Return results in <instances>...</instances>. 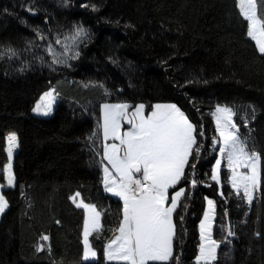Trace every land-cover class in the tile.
I'll return each mask as SVG.
<instances>
[{"label": "trees", "instance_id": "16d2710c", "mask_svg": "<svg viewBox=\"0 0 264 264\" xmlns=\"http://www.w3.org/2000/svg\"><path fill=\"white\" fill-rule=\"evenodd\" d=\"M255 2L264 20V0ZM247 33L237 0H0V183L8 205L0 264H126L104 251L123 213L102 182L100 105L116 102L143 103L147 113L173 103L195 129L184 175L169 189H184L172 213V256L147 264H195L206 197L215 201L212 264H264V54ZM48 88L57 95L52 115H32ZM220 105L233 110L239 137L259 155L251 202L225 173L221 193L211 180L212 112ZM8 133L17 137L12 187L3 178ZM75 193L100 212L88 261Z\"/></svg>", "mask_w": 264, "mask_h": 264}, {"label": "snow or ice", "instance_id": "6c2138e0", "mask_svg": "<svg viewBox=\"0 0 264 264\" xmlns=\"http://www.w3.org/2000/svg\"><path fill=\"white\" fill-rule=\"evenodd\" d=\"M241 13L248 22L247 35L252 38L261 54H264V20L258 19L255 0H240ZM83 30L77 31V35ZM59 43V41H57ZM52 93L47 92L41 97L46 103L38 104L34 111L45 115L51 111ZM104 136L110 135L120 140V145H105V159L115 169L119 182L107 167L104 168V184L106 190L120 196L124 202L123 219L118 228L119 235L106 246L105 255L108 261H124L126 264H147L148 261H167L172 256V237L174 225L172 213L184 189L175 192L171 197V204L166 206L167 190L176 185L184 175V166L188 162L189 154L195 144L194 126L175 104L154 106V111L145 118L141 115L144 105H138L134 115L140 117L139 123H132L129 132L118 134V118L124 114L128 105H103ZM217 130L221 137V152H228V159L237 162L241 158L248 161L245 167L250 174H240L233 177V187L243 188L244 195L249 202L252 200V190L258 184V161L256 153L250 156L239 146L236 125L231 122L232 111L229 108L217 107ZM214 113V115L216 114ZM7 152L11 161L13 149L17 147L15 133L7 137ZM123 151L120 157L117 153ZM213 169L212 179L216 180ZM7 183L12 185L14 177L11 173V163L5 166ZM134 173H142L143 179L134 177ZM195 184V181H193ZM79 196V193L76 194ZM75 199V198H74ZM212 205V201L208 202ZM7 201L0 195V213L7 208ZM90 210L92 215L86 217L84 223L85 259L95 257L91 250L88 237L92 231L98 230L100 213L93 206L78 204ZM200 254L196 257L197 264L205 261L211 264L216 258L218 244L210 238L211 225L208 214L201 222ZM229 235H232L229 232ZM43 239L47 240V237Z\"/></svg>", "mask_w": 264, "mask_h": 264}, {"label": "rangeland", "instance_id": "374dc122", "mask_svg": "<svg viewBox=\"0 0 264 264\" xmlns=\"http://www.w3.org/2000/svg\"><path fill=\"white\" fill-rule=\"evenodd\" d=\"M237 2H238V7H239V9H240V0H237ZM256 3V2H255ZM240 12H241V9H240ZM242 14V13H241ZM243 15V14H242ZM259 19V18H258ZM252 39V38H251ZM255 42V41H254ZM47 92H51L52 93V99H51V111L48 113V114H44L43 112H36V111H34V108L38 105V104H41V103H46L47 102V100H45V101H42L41 100V97H43L44 96V94L45 93H47ZM56 101H57V95L55 94V92H54V90H53V88H48L46 91H44L41 95H40V97H39V99L35 102V104H34V106H33V108H32V110H31V114L32 115H34V116H38V117H49V116H51L52 115V113H53V109H54V106H55V103H56ZM105 104H107V105H128V103H126V102H116V103H102L101 105H100V127H101V133H102V137H103V155H104V157H105V145H109V146H111V145H120V140H118V139H115L113 136H109L107 139H105V136H104V130H103V124H104V109H103V105H105ZM157 104H160V105H167V104H173V103H156V104H154L153 105V107H152V109L148 112V114L150 115L153 111H154V106L155 105H157ZM138 105H144L143 103H137L136 105H134L133 107H132V109H129L130 107H129V105H128V107L126 108V109H124L123 111H124V114H122L119 118H118V121H117V123H118V125H119V127H118V134L119 135H123V133H125V131L128 129L129 130V128H130V126L128 125L130 122L129 121H132V119H133V121L135 122L136 120L135 119H138L139 118V116H137V115H134L135 114V112H136V107L138 106ZM217 107L218 106H216L214 109H213V112H212V116H213V122H214V126H215V131H216V138H214V141H213V145L216 147V157H215V159H214V162H213V164H212V168H211V180L213 181V182H215L217 185H218V190H219V193H221L222 191H221V188H222V185H223V179H224V176H223V173H225L226 174V179H227V181H228V183L230 184V186L235 190V192L236 193H241L242 195H243V197L245 198V200L246 201H248V199L245 197V195H244V191H243V188H239V189H237V188H234L233 187V177L234 176H236V177H238L240 174H250V169L249 168H247V167H245V164L246 163H248V161H246V160H244L243 158H241L240 160H239V162H237L235 159H233V161L230 163L229 162V159H228V152L227 151H225V152H221V137H220V134H219V132H218V130H217V116H219V115H222V114H220V113H216V109H217ZM219 107H221V108H229V109H231L230 107H227V106H224V105H220ZM181 111V110H180ZM231 111H232V117H231V122L232 123H234L235 124V122H234V119H233V110L231 109ZM151 112V113H150ZM182 112V111H181ZM147 113V111H146V109H145V106H144V109H143V111H142V113H141V115H143L144 116V114H146ZM183 113V112H182ZM214 113H216L215 115H214ZM184 114V113H183ZM184 116H185V114H184ZM186 117V116H185ZM187 118V117H186ZM189 121V120H188ZM190 122V121H189ZM191 123V122H190ZM236 125V124H235ZM132 127V126H131ZM10 133H8L6 136L8 137V135H9ZM236 134H237V136H238V142H239V146L240 147H242L243 149H244V152L247 154V155H251L252 153H256L257 154V156L259 157V155H258V153L256 152V151H252V150H250L249 148H247V146L243 143V141L241 140V138L239 137V135H238V130H237V126H236ZM16 135V134H15ZM7 137H6V143H7V145H6V152H7V147H8V142H7ZM108 139H112L111 141H107ZM13 151H14V149H13ZM8 153V152H7ZM123 151H121V152H119V153H117V155L118 156H120V157H122L123 156ZM217 161H219V167L217 168V171H216V176H217V179L216 180H214V179H212V176H213V169L214 168H216V166H217ZM9 163H11V162H7V164L6 165H8ZM5 165V166H6ZM105 167H107L108 168V165L106 164V162H104L103 164H102V172H103V175L102 176H104V168ZM185 167V166H184ZM5 168V167H4ZM4 170V169H3ZM108 170H109V168H108ZM109 172L111 173V171L109 170ZM11 173H12V176L14 177V175H13V170H12V165H11ZM112 174V173H111ZM113 176H115L116 177V179H117V182H119V177L117 176V174H116V172H115V174H112ZM7 173H5L4 171H3V178H4V181H5V183H6V186L7 187H12L13 185H14V183H15V179H14V183L12 184V185H8V183H7ZM102 182H103V186H104V189L106 190V187H105V184H104V179L102 180ZM259 186H260V159H259V161H258V184H257V186H256V188H254L253 190H252V199L254 198V196H255V194L257 193V191H258V189H259ZM2 188H3V185L0 183V195H2L3 196V194H2V192H1V190H2ZM180 189H182V188H178V189H175L174 191H172L170 194H175V192H177V191H179ZM169 190V189H168ZM107 191V190H106ZM108 193H113V194H115L114 192H109V191H107ZM76 194L77 193H75L74 195H72L71 196V200L75 203V204H81L82 202H81V197H80V194H79V196L77 197L76 196ZM169 194V195H170ZM116 195V194H115ZM168 195V191H167V196H169ZM4 197V196H3ZM117 198H120L121 199V197L120 196H116ZM75 198V199H74ZM5 199V198H4ZM122 200V199H121ZM209 201H212L213 203H212V205L210 206L209 205ZM122 202H123V200H122ZM123 205H124V202H123ZM208 214V223L211 225V229H210V238H211V240H214V237H213V224H214V218H215V201H214V199L213 198H210V197H206L205 198V201H204V208H203V213H202V217H201V219H200V221H199V223H198V233H199V244H198V251H197V255H196V257L200 254V252H199V249H200V245L202 244V243H205V241H202V239H201V227H200V225H201V222L203 221V220H205V214ZM1 214L2 213H0V216H1ZM92 215V213H88V212H85V219H86V217H90ZM84 216V215H83ZM82 232H84V220H83V225H82ZM215 241V240H214ZM88 243H89V246H90V248H91V250H92V246H91V244H90V242H89V239H88ZM216 254H217V248H216ZM215 254V255H216ZM196 257H195V264H197V261H196ZM91 258V257H90ZM92 259H94V258H92ZM88 260H91V259H87L86 261H88ZM214 261V260H213ZM213 261H211V264L213 263ZM200 264H205V261H203V260H201L200 261Z\"/></svg>", "mask_w": 264, "mask_h": 264}, {"label": "crops", "instance_id": "0c3cea01", "mask_svg": "<svg viewBox=\"0 0 264 264\" xmlns=\"http://www.w3.org/2000/svg\"><path fill=\"white\" fill-rule=\"evenodd\" d=\"M151 113V112H150ZM149 116V114L148 113H146V114H144V117L145 118H147ZM139 119H140V117L138 118V119H135L136 121L134 122L133 121V119H132V121L134 122V123H139ZM129 126H130V128H129V130L127 129L125 132H129V131H131L132 130V128H133V125H132V123H129L128 124ZM132 126V127H131ZM102 130V129H101ZM103 138V137H102ZM112 139H108L107 141H111ZM15 149L16 148H14V151H15ZM13 151V152H14ZM12 155H13V153H12ZM102 156H103V161H102V164L104 163V162H106V164L108 165V168H109V170L111 171V173L112 174H115V169L112 167V165L108 162V160L107 159H105V157H104V155H103V149H102ZM12 158V157H11ZM8 162H11V161H8ZM139 174H141L142 175V173H139ZM102 175H103V172H102ZM104 179V176H102V180ZM174 186V185H173ZM172 187V186H171ZM171 187H169V189L171 188ZM168 191V195L170 194L169 193V190H167ZM109 194H111V193H109ZM112 196H114V197H116L117 195H115V194H111ZM173 195H175V194H170L169 196H168V199L166 200V206L167 205H170L171 204V197L173 196ZM81 204L82 205H89V206H93L94 208H95V210H96V212H99L98 211V209L93 205V204H90V203H86V202H84V201H82L81 200ZM76 205H78V204H76ZM124 206V205H123ZM80 208H82L83 209V220H84V223H85V212H88V213H91V211L90 210H88V209H86L85 207H83V206H80ZM100 213V212H99ZM122 219H123V213H122ZM172 223H173V221H172ZM99 225H100V216H99ZM119 228V227H118ZM119 235V232H118V229L113 233V235L107 240V242H106V244H105V249H106V246L108 245V244H110L111 243V241H113L117 236ZM88 239H89V237H88ZM82 243H83V258L85 259V255H84V253H85V244H84V232H82ZM92 251H94L95 252V250L92 248ZM105 251V250H104ZM96 253V252H95ZM91 256H89V258H87V259H92V258H96V255H95V257H91ZM105 258H106V255H105ZM87 259H85V260H87ZM113 262H117V261H113ZM122 262H124V261H122Z\"/></svg>", "mask_w": 264, "mask_h": 264}, {"label": "built area", "instance_id": "2783aa9c", "mask_svg": "<svg viewBox=\"0 0 264 264\" xmlns=\"http://www.w3.org/2000/svg\"><path fill=\"white\" fill-rule=\"evenodd\" d=\"M134 177L137 179H143V176L139 173L134 174Z\"/></svg>", "mask_w": 264, "mask_h": 264}, {"label": "water", "instance_id": "95a60500", "mask_svg": "<svg viewBox=\"0 0 264 264\" xmlns=\"http://www.w3.org/2000/svg\"><path fill=\"white\" fill-rule=\"evenodd\" d=\"M135 174V173H134Z\"/></svg>", "mask_w": 264, "mask_h": 264}]
</instances>
